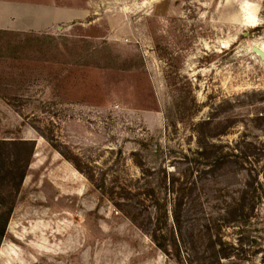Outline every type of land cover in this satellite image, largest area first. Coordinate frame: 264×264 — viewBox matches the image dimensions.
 I'll return each mask as SVG.
<instances>
[{"label":"rangeland","instance_id":"1","mask_svg":"<svg viewBox=\"0 0 264 264\" xmlns=\"http://www.w3.org/2000/svg\"><path fill=\"white\" fill-rule=\"evenodd\" d=\"M0 2V264H263L264 0Z\"/></svg>","mask_w":264,"mask_h":264},{"label":"crops","instance_id":"2","mask_svg":"<svg viewBox=\"0 0 264 264\" xmlns=\"http://www.w3.org/2000/svg\"><path fill=\"white\" fill-rule=\"evenodd\" d=\"M7 3V2H6ZM4 3V5L6 4ZM5 6H3L2 2H0V11L4 9ZM33 28L32 25H25V26H11L9 24L3 25L0 24V29H14V30H27V29Z\"/></svg>","mask_w":264,"mask_h":264},{"label":"water","instance_id":"3","mask_svg":"<svg viewBox=\"0 0 264 264\" xmlns=\"http://www.w3.org/2000/svg\"><path fill=\"white\" fill-rule=\"evenodd\" d=\"M254 51L257 52L262 59H264V51H262V49H260L258 46H255Z\"/></svg>","mask_w":264,"mask_h":264},{"label":"bare ground","instance_id":"4","mask_svg":"<svg viewBox=\"0 0 264 264\" xmlns=\"http://www.w3.org/2000/svg\"><path fill=\"white\" fill-rule=\"evenodd\" d=\"M258 47H259L260 49H262V51H264V48H263V47H261V46H259V45H258ZM255 53H257V52H255ZM257 54H258V53H257Z\"/></svg>","mask_w":264,"mask_h":264},{"label":"trees","instance_id":"5","mask_svg":"<svg viewBox=\"0 0 264 264\" xmlns=\"http://www.w3.org/2000/svg\"><path fill=\"white\" fill-rule=\"evenodd\" d=\"M175 218V217H174ZM222 257H229L228 255L226 256V255H224V256H222ZM262 263L264 264V262H263V259H262Z\"/></svg>","mask_w":264,"mask_h":264}]
</instances>
